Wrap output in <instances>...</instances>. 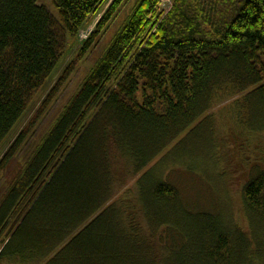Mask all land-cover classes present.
<instances>
[{
	"label": "trees",
	"instance_id": "1",
	"mask_svg": "<svg viewBox=\"0 0 264 264\" xmlns=\"http://www.w3.org/2000/svg\"><path fill=\"white\" fill-rule=\"evenodd\" d=\"M109 1L50 0V8L39 0H0V154ZM126 1L113 0L78 60ZM172 1L167 13L159 11L163 0L136 1L52 128L24 155L0 194V259L264 264L263 168L255 167L242 191L248 231L229 216L188 205L161 177L162 164L144 172L177 140L170 157L190 156L185 146L196 135L201 160L212 157L207 114L230 95L246 92L238 103L242 125L264 132V0ZM74 72L66 68L58 85ZM33 126L0 157V180ZM136 177L135 201L124 209L110 204Z\"/></svg>",
	"mask_w": 264,
	"mask_h": 264
},
{
	"label": "rangeland",
	"instance_id": "2",
	"mask_svg": "<svg viewBox=\"0 0 264 264\" xmlns=\"http://www.w3.org/2000/svg\"><path fill=\"white\" fill-rule=\"evenodd\" d=\"M39 1L40 4L53 8L50 0ZM136 1H126V4L115 13L116 16L107 24L105 30L97 36L84 58L78 60L81 46L87 42H84L85 40H91L97 29L96 25L101 22L108 8L113 4V0L107 3L103 11L96 13L91 23L81 31L78 43L74 42L70 48L71 51L63 57L62 62L42 87L31 104V108L25 113L1 151L0 157L6 152V148L16 141L22 131L30 129L29 127L32 124L34 125L20 154L13 160L7 172L3 173L4 175L0 180V194H2L6 182L10 181L12 176H15L17 170L24 164L23 158L27 151H30L33 145L39 142L44 134L52 128L66 106L65 104L81 87L85 76L106 50L109 42L115 37L116 31L126 20L137 3ZM172 4V0H163L159 11L167 13L170 11ZM68 67L74 69V74L64 80L62 85H58L61 76ZM55 89L59 90L55 92L56 95L53 96L52 102L46 105L47 107L43 113H40L42 112L44 101L52 95ZM245 94L246 92H243L237 95H230L224 100L220 99L208 112L207 116L209 115L211 120H213L211 130V141L213 144L210 152L212 157L201 160V142L197 143L198 135H196L191 137L185 146V148H191L190 156L185 155L184 153L186 152H183L179 153L180 155L177 157H170L169 152L175 147L177 140L147 166L144 172L162 164L160 166L161 177L171 181L172 184H175L180 189V193L188 205L193 206L195 209L213 210L226 218L229 216L235 225L248 231L250 230V221L245 213L242 191L244 184L252 177L255 167L259 166L264 169V132L250 131L242 125L238 115L240 109L238 103L244 99L243 96ZM38 115L39 118L36 117ZM187 133L188 131L181 138L185 137ZM191 155L197 157V160L192 158ZM137 180L136 177L134 181L131 180L122 189H118L110 204L117 202L120 206L122 204L124 209L127 208L126 205L134 202L138 194ZM132 208H134V211L136 210V207L133 206ZM143 225L147 230L146 223H143ZM156 244L158 248L160 243ZM2 247L0 245V250ZM162 248L164 247L162 246ZM0 264L23 263L5 256V258L0 259ZM35 264H43V261Z\"/></svg>",
	"mask_w": 264,
	"mask_h": 264
}]
</instances>
